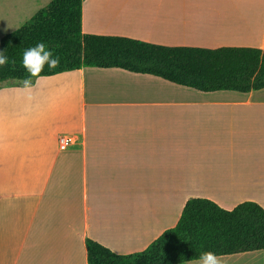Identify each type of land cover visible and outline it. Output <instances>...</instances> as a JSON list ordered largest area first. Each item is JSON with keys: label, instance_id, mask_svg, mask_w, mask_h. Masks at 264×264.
I'll list each match as a JSON object with an SVG mask.
<instances>
[{"label": "crops", "instance_id": "1", "mask_svg": "<svg viewBox=\"0 0 264 264\" xmlns=\"http://www.w3.org/2000/svg\"><path fill=\"white\" fill-rule=\"evenodd\" d=\"M13 1L0 13V40L41 2ZM81 30L166 47L264 49V0H84ZM50 92L67 112L60 130L0 126V264H88L86 239L118 255L142 252L193 198L264 208V89L204 93L84 68L14 83L0 102ZM62 136L73 138L68 149ZM221 257L264 264V250Z\"/></svg>", "mask_w": 264, "mask_h": 264}, {"label": "trees", "instance_id": "2", "mask_svg": "<svg viewBox=\"0 0 264 264\" xmlns=\"http://www.w3.org/2000/svg\"><path fill=\"white\" fill-rule=\"evenodd\" d=\"M84 0H52L29 21L0 40L8 63L0 67V84L19 81L30 85L84 68L118 69L160 78L199 92L250 93L264 89V49L225 47L202 49L166 47L111 36L83 34ZM43 42L59 59L30 76L21 60L25 49ZM88 264H183L203 251L220 256L264 250V208L244 202L225 210L204 198L190 199L177 225L166 230L139 253L118 255L86 239Z\"/></svg>", "mask_w": 264, "mask_h": 264}, {"label": "rangeland", "instance_id": "3", "mask_svg": "<svg viewBox=\"0 0 264 264\" xmlns=\"http://www.w3.org/2000/svg\"><path fill=\"white\" fill-rule=\"evenodd\" d=\"M51 0H41L40 5H35L29 11L20 12L17 15H34L38 12V9L49 4ZM13 0H0V13L7 12V8L12 6ZM14 83L21 85L22 87H30L19 81H8L0 84V89H10ZM57 92V90L55 91ZM30 96H33L30 94ZM51 99L48 96H43L39 100L35 98L19 97L13 98L12 103L0 102V126L8 124V120H12L10 125L15 127L33 126L39 128L44 123H52L57 129L60 130V124L66 120V111L58 103L57 93H49ZM56 98L57 100H55ZM54 99V100H53ZM50 100V102H48ZM49 103V104H48ZM4 123V124H3ZM6 129V128H5Z\"/></svg>", "mask_w": 264, "mask_h": 264}, {"label": "clouds", "instance_id": "4", "mask_svg": "<svg viewBox=\"0 0 264 264\" xmlns=\"http://www.w3.org/2000/svg\"><path fill=\"white\" fill-rule=\"evenodd\" d=\"M59 59L55 57L50 48L46 47L43 42H38L33 47L27 48L22 54V66L30 76H39L45 65L52 69L58 66ZM8 63V57L4 50H0V67ZM189 264H223L222 257L213 251H203L198 258Z\"/></svg>", "mask_w": 264, "mask_h": 264}, {"label": "built area", "instance_id": "5", "mask_svg": "<svg viewBox=\"0 0 264 264\" xmlns=\"http://www.w3.org/2000/svg\"><path fill=\"white\" fill-rule=\"evenodd\" d=\"M73 138L70 136H62L59 138L61 149H68L72 144Z\"/></svg>", "mask_w": 264, "mask_h": 264}]
</instances>
